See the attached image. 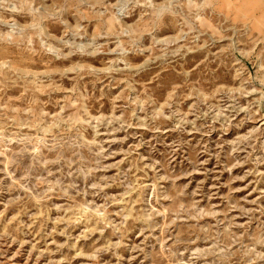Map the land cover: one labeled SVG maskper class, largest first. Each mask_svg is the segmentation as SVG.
<instances>
[{"label": "rangeland", "instance_id": "obj_1", "mask_svg": "<svg viewBox=\"0 0 264 264\" xmlns=\"http://www.w3.org/2000/svg\"><path fill=\"white\" fill-rule=\"evenodd\" d=\"M0 264H264V0H0Z\"/></svg>", "mask_w": 264, "mask_h": 264}]
</instances>
